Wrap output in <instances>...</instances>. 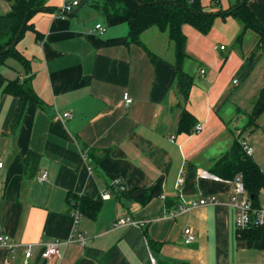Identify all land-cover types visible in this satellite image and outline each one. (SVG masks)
Masks as SVG:
<instances>
[{
  "label": "crops",
  "instance_id": "crops-1",
  "mask_svg": "<svg viewBox=\"0 0 264 264\" xmlns=\"http://www.w3.org/2000/svg\"><path fill=\"white\" fill-rule=\"evenodd\" d=\"M70 1L41 0L43 7L30 20L33 27L16 44L31 61L33 86L44 106L29 102L15 131L12 122L20 99L4 89L23 71L13 59L2 67L0 158L6 164L0 172V235H9L17 245L10 250L0 243V264H264L262 239L237 235L236 209L230 204L233 178L211 170L237 138V129L247 124L248 114L238 109L250 112V100L264 84V49L250 60L257 34L247 30L237 43L239 21L231 16L214 20L228 22L225 36L239 53L235 62H223L228 65L225 74L233 75L230 84L238 86L242 75L251 76L256 69L246 88L247 102L222 113L230 86L221 81L213 97L210 72L225 66L217 53L208 58L201 46L210 32L214 35L213 26L208 33L183 26L185 69L194 75L185 100L176 87L174 49L167 33L152 27L142 34L155 59L140 44L127 42L129 21L140 0H79L73 11L62 13ZM247 1L264 24V0ZM215 2L224 8L223 0ZM13 3L0 0V16ZM195 38L201 40V49L194 46ZM221 45L215 43L212 49L228 50ZM126 91L133 98L129 105ZM184 107L196 117L191 131L179 128ZM66 111L72 115L64 117ZM197 123L203 124L199 132ZM256 130L248 134L249 141ZM253 157L264 171L254 148ZM44 171L48 176L42 180ZM73 194L97 201L95 214L82 210ZM209 194L218 202L179 210L181 201ZM259 203H264V190ZM76 210L81 213L77 224ZM120 216L146 224L115 226ZM185 227L195 234L190 244L183 241ZM79 233L85 243L61 245L60 258L43 257L46 243ZM23 243L34 244L30 257Z\"/></svg>",
  "mask_w": 264,
  "mask_h": 264
},
{
  "label": "trees",
  "instance_id": "trees-1",
  "mask_svg": "<svg viewBox=\"0 0 264 264\" xmlns=\"http://www.w3.org/2000/svg\"><path fill=\"white\" fill-rule=\"evenodd\" d=\"M113 4L114 0H106ZM140 7L135 16L129 21L128 43L135 42L143 46L152 59L157 56L142 40V34L156 27L161 32L167 33L174 49L173 64L177 71L176 87L185 100H188L194 84V75L185 69L188 57L187 35L183 29L185 24H190L202 33H208L216 17L233 16L241 24V30L236 37V42L241 43L247 30H253L258 38L254 45L250 60L253 61L257 54L264 49V24L251 9L247 0H239L227 9L213 12L205 9L202 0H140ZM43 7L41 0H14L11 10L0 16V75L2 67L9 59L15 60L21 67L23 74L9 79L4 91L19 97V105L15 113L12 130L15 131L22 123L29 102L44 106L43 100L35 92L33 86L34 73L31 61L17 49L16 44L24 31L33 24L30 22L32 15ZM24 25V26H23ZM22 32L17 42L13 41L20 28ZM40 38V33L37 32ZM252 110L238 109L248 114L249 122L245 125L249 134L258 129V118L264 111V84L257 90L250 100ZM196 121L195 115L186 107L183 108L179 120L182 131H191ZM212 172L220 177L234 178L242 174L245 186L250 195H253L255 204L259 203L260 194L264 190V171L253 155L246 153L243 143L235 139L231 147L214 161ZM69 197L71 194H68ZM75 196L82 204V210L94 215L98 209V202L86 197ZM71 198V197H70ZM73 200V199H72ZM71 201V199H70ZM85 205V206H84ZM264 227H252L246 230L237 229V235L242 239H262L264 245Z\"/></svg>",
  "mask_w": 264,
  "mask_h": 264
},
{
  "label": "built area",
  "instance_id": "built-area-1",
  "mask_svg": "<svg viewBox=\"0 0 264 264\" xmlns=\"http://www.w3.org/2000/svg\"><path fill=\"white\" fill-rule=\"evenodd\" d=\"M79 0H73L70 2H67L64 4L61 12L62 13H68L73 11L74 7L79 5ZM96 28H98L100 31H104L105 27L98 23L96 25ZM221 48H224V45H221ZM202 72H204V69H202ZM233 83H238V79H234ZM124 101L126 105H129L133 102V98L130 96L129 92H124L123 94ZM71 111H66L63 113L64 117H70ZM203 128L202 123H197L195 126V131L199 132ZM242 143L244 146V149L247 154L253 155V147L250 144V141L248 137L242 138ZM5 160L0 158V172L5 167ZM48 176L47 172L44 171L40 175V179L44 180ZM201 176H215L213 173L210 172H202ZM233 187L230 194V204L236 209V225L239 230H246L252 227H264V203H258L255 204L253 201V197L249 194L247 191V188L245 186L243 176L242 174H237L233 179ZM183 182V178L180 177L178 181V185H180ZM117 184L119 185L121 190H125L126 186L123 183L121 179H117ZM218 197L214 194L209 195H202L198 198H193L190 200H183L181 201L179 205L180 211H188L200 206L212 204L218 202ZM75 214V223H78V220L81 216V213L79 210H76L74 212ZM76 224L75 229L76 231ZM115 226H128V225H136V226H144L146 223L145 221H140L138 219H135L131 216L124 217L120 216L115 221ZM11 237L7 234H1L0 235V243L10 250H14L16 243H12ZM195 240V234L190 227H185L183 231V241L187 244L192 243ZM78 241L80 243H85L86 237L79 233L77 237L71 236L65 240L61 239H55L53 241H50L46 243L45 250L42 252L43 257L45 258H52V257H61V245H67L70 242ZM23 246L25 248V254L27 257H30L33 254L34 250V244L33 243H23ZM153 261H155V258L153 257ZM5 264H13L11 260H8Z\"/></svg>",
  "mask_w": 264,
  "mask_h": 264
},
{
  "label": "rangeland",
  "instance_id": "rangeland-1",
  "mask_svg": "<svg viewBox=\"0 0 264 264\" xmlns=\"http://www.w3.org/2000/svg\"><path fill=\"white\" fill-rule=\"evenodd\" d=\"M202 2L206 7H208L213 12H217V11H220V9H222L216 5L215 0H202ZM227 3H228V0H223L224 9H227L230 7V6H228ZM231 17H233V16H231ZM233 19H236V18L233 17ZM227 25H228V22H225L224 20H220L219 23H217L215 21L213 28H212L214 31L213 32L214 35L210 32L207 35V40L205 42L202 41L204 43L201 45L202 48L204 49V51L206 52L208 58H210L211 55H215L214 53H217L218 59L220 60V62L223 65H224V63H226V61L235 62L237 57L239 56L237 49L234 48V46H233V42L232 41L229 42L227 40V36H225L226 32H228ZM200 41H201L200 39L197 40L195 38L194 39V46L201 49V46L198 47V45H200L199 44ZM215 43H218V46H220V44L227 45L228 50L224 51V52H222L219 49L213 50L212 46ZM230 51H232V53L230 55H228ZM236 52H237V54H236ZM221 59H222V61H221ZM224 66H225L224 69H215L214 67H212V69H211L212 71L210 72V75L215 79L213 91L211 93L213 97H214V94L219 91L221 81L223 82V84L230 86V93H228L226 95V97H225L226 100L224 101V103H223L224 105L221 108L222 113L226 112L227 110H230L229 108H231L234 104H243L244 105L247 102V99H248L247 94L248 93L246 92V90H247L246 88L248 87L249 81H251L250 79H252V77H254L255 71H256V69H255L251 76H249L250 74L245 75V77H244V75H242L243 78H241V82L239 83V85L233 87L229 81L233 75L232 76L231 75L229 76V74L226 75L225 74L226 69H227L226 67L228 65L225 64ZM224 76H225V80H224ZM197 77L199 78L200 75H197ZM235 112H236V110L234 111V113ZM258 121L260 123V128L258 130H256L251 135L250 141H251L252 147L255 150L256 157L261 162H263V164H264V111L260 114ZM248 122H249V118L247 117L246 123H248ZM237 131H238L237 139L242 140V138L248 137L249 130H248V128H245V125L238 128Z\"/></svg>",
  "mask_w": 264,
  "mask_h": 264
},
{
  "label": "water",
  "instance_id": "water-1",
  "mask_svg": "<svg viewBox=\"0 0 264 264\" xmlns=\"http://www.w3.org/2000/svg\"><path fill=\"white\" fill-rule=\"evenodd\" d=\"M24 26V25H23ZM23 26L20 28V31L18 32V34H17V36L15 37V39H14V41H13V45L17 42V40H18V36H19V34L22 32V30H23ZM252 197H253V195H251Z\"/></svg>",
  "mask_w": 264,
  "mask_h": 264
}]
</instances>
